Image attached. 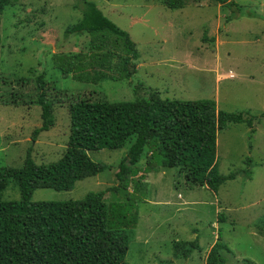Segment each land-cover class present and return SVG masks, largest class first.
<instances>
[{"label":"rangeland","instance_id":"rangeland-1","mask_svg":"<svg viewBox=\"0 0 264 264\" xmlns=\"http://www.w3.org/2000/svg\"><path fill=\"white\" fill-rule=\"evenodd\" d=\"M90 1L135 42L139 57L133 58V69L128 66L129 77L123 74L121 38L107 34L101 42L99 33H65L81 16V0H14L4 8L0 166L20 167L28 150L37 164L60 158L68 139L70 99L130 100L154 89L164 98L214 99L217 109L248 111L254 115L251 127L232 123L217 131L218 170L234 174L217 192L191 183L185 168L154 171L147 157L141 158L131 179L139 182L138 191L131 181L126 187L141 201L136 227L128 229L125 264H205L218 233L226 246L220 250L224 264H264V0H234L239 9L215 0H189L178 9L161 0ZM93 43L100 46L91 48ZM107 49L110 68L96 83L78 81L58 69L66 59L93 74L97 55ZM43 71L40 87L37 76ZM42 91L53 100L55 121L32 140L33 129L41 124L37 99ZM127 147L88 150L93 161L109 167L76 181L71 190L37 188L32 200L80 199L117 185L115 173ZM123 194L108 190L104 200H124ZM18 197L10 181L3 198ZM196 237L198 250L188 258L174 257L175 241Z\"/></svg>","mask_w":264,"mask_h":264},{"label":"trees","instance_id":"trees-1","mask_svg":"<svg viewBox=\"0 0 264 264\" xmlns=\"http://www.w3.org/2000/svg\"><path fill=\"white\" fill-rule=\"evenodd\" d=\"M161 1L167 8L178 9L189 0ZM215 1L230 8L240 7L234 0ZM13 2L0 0V21L4 8ZM81 2L80 18L68 25L65 33H99L101 42L107 34L121 38L125 52L123 74L129 77L128 66L133 69L134 59L139 57L135 42L95 2ZM99 46L93 43L91 48ZM109 55V49L97 55L93 74L73 60L63 59L64 63L57 68L62 75L72 73L78 81L96 83L104 77L106 68H110ZM44 73L37 76L40 87L45 82ZM68 102L69 133L60 158L37 164L28 150L20 167L0 166V264H125L128 229L136 227L141 201L135 193L127 192L126 187L131 181L133 191H138L139 182L131 179L139 170L137 163L141 158L146 156L148 168L154 171L159 167L185 168L191 183L217 192L225 180L234 178L233 173L223 175L218 170L217 131L232 123L251 127L254 120L248 111L217 109L214 99H170L154 89L142 96L135 93L130 100L70 99ZM37 103L41 108V124L33 129L32 140L55 121L53 100L48 99L45 91L40 93ZM127 144L115 173L117 185L89 191L80 199L32 200L37 188L71 190L76 181L109 167L93 161L88 150L119 149ZM10 181L19 191L18 199L3 198ZM108 190L123 192L125 199L106 202L104 195ZM225 247L218 233L205 264H224L220 250ZM172 248L174 257L188 258L199 249L198 238L177 240Z\"/></svg>","mask_w":264,"mask_h":264},{"label":"crops","instance_id":"crops-1","mask_svg":"<svg viewBox=\"0 0 264 264\" xmlns=\"http://www.w3.org/2000/svg\"><path fill=\"white\" fill-rule=\"evenodd\" d=\"M219 4V3H218ZM219 5H221V4H219Z\"/></svg>","mask_w":264,"mask_h":264}]
</instances>
